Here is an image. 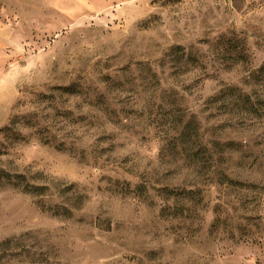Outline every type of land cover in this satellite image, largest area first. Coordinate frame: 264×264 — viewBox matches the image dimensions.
I'll use <instances>...</instances> for the list:
<instances>
[{
    "label": "rangeland",
    "instance_id": "rangeland-1",
    "mask_svg": "<svg viewBox=\"0 0 264 264\" xmlns=\"http://www.w3.org/2000/svg\"><path fill=\"white\" fill-rule=\"evenodd\" d=\"M0 264H264V0H0Z\"/></svg>",
    "mask_w": 264,
    "mask_h": 264
},
{
    "label": "trees",
    "instance_id": "trees-1",
    "mask_svg": "<svg viewBox=\"0 0 264 264\" xmlns=\"http://www.w3.org/2000/svg\"><path fill=\"white\" fill-rule=\"evenodd\" d=\"M44 189H46V186H38V185H31L27 186L26 190L33 193H39L44 194Z\"/></svg>",
    "mask_w": 264,
    "mask_h": 264
}]
</instances>
